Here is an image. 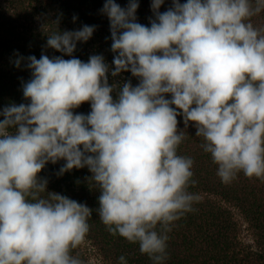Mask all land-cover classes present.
<instances>
[{
	"label": "clouds",
	"instance_id": "1",
	"mask_svg": "<svg viewBox=\"0 0 264 264\" xmlns=\"http://www.w3.org/2000/svg\"><path fill=\"white\" fill-rule=\"evenodd\" d=\"M163 3L151 0L145 26L138 0H105L111 66L101 54L87 62L18 55L15 66L26 60L31 72L22 84L29 102L0 110V264H82L71 251L94 209L56 192L40 196L47 180L38 173L60 160L58 175L87 167L109 232L161 264L170 223L199 199L186 190L193 161L177 155V117L203 138L223 183L241 171L264 176V29L246 22L264 0H172L160 12ZM95 27L53 32L46 47L71 57ZM122 72L139 82L124 81L114 98L108 75ZM83 102L90 112L74 113Z\"/></svg>",
	"mask_w": 264,
	"mask_h": 264
},
{
	"label": "trees",
	"instance_id": "2",
	"mask_svg": "<svg viewBox=\"0 0 264 264\" xmlns=\"http://www.w3.org/2000/svg\"><path fill=\"white\" fill-rule=\"evenodd\" d=\"M115 2L125 7L129 0ZM184 2L186 0H180V3ZM104 3L105 0H0V110L13 103L29 102L23 97L22 84L31 78V72L26 67V60L21 61L20 67L15 66L18 55L25 58L34 55L39 59L43 53L49 58L75 57L87 62L91 55L101 54L111 66L115 54L110 50L109 20L100 11ZM138 4L137 22L150 26L149 20L154 18L151 0H138ZM171 5L172 0H164L159 11L164 12ZM252 6L255 7V0H252ZM246 22L252 23L254 28L264 29V9ZM82 25L96 27L87 42H77L71 57L46 47L47 36L53 32L78 30ZM128 80L133 86L139 82L130 72H122L116 77L108 75V83L114 86V98ZM90 110L89 102H83L73 112L87 114ZM177 119L180 121L178 129L183 133L177 155L193 161V175L186 190L199 199L193 202L192 211L180 214L179 219L170 223L165 259L161 264H264V176L249 178L241 171L230 183H223L217 175L218 165L202 147L203 138L195 135L191 125L184 128L181 118ZM63 164V160L48 163L38 173L47 180V191L40 196L47 199L49 191L56 192L94 209L87 221L89 231L85 240L105 264H120L121 256L127 264H153L148 254L140 252L138 243L129 242L118 233H110L108 226L102 223L95 211L99 192L89 178L91 173L87 167L73 168L58 175ZM220 200L238 209L251 231L253 244L239 241L231 210ZM156 230L161 231L159 224ZM80 249L81 245L71 254L79 257Z\"/></svg>",
	"mask_w": 264,
	"mask_h": 264
},
{
	"label": "rangeland",
	"instance_id": "3",
	"mask_svg": "<svg viewBox=\"0 0 264 264\" xmlns=\"http://www.w3.org/2000/svg\"><path fill=\"white\" fill-rule=\"evenodd\" d=\"M220 203L231 210L232 218L237 226V237L239 241L242 244H253L251 231L238 209L221 200ZM78 258L82 261V264H105L99 253L85 239L81 244Z\"/></svg>",
	"mask_w": 264,
	"mask_h": 264
}]
</instances>
